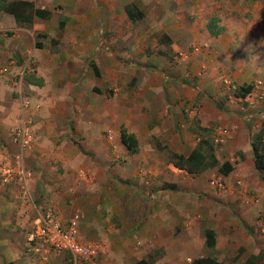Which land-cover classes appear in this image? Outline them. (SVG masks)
<instances>
[{
	"label": "rangeland",
	"instance_id": "374dc122",
	"mask_svg": "<svg viewBox=\"0 0 264 264\" xmlns=\"http://www.w3.org/2000/svg\"><path fill=\"white\" fill-rule=\"evenodd\" d=\"M32 1L36 6L49 9L50 18L35 20L30 27H19L7 20L0 22V55L4 60L0 63V77L14 71L12 78L18 89L13 95L18 114L11 117L14 125L9 129L14 150L13 145L12 148L0 145V149L7 148L6 153L0 151V161L6 158L11 163L10 158L20 155L25 169L42 172L43 181L69 183L72 182L69 175L74 173L80 177L74 181L76 185L83 182L100 188V176L109 168L121 167L126 154L148 156L153 158L152 166L146 165L147 162L145 166L152 173L146 176L141 173V178L136 177L133 183L149 188L141 189L139 202H145V206L153 200L155 195L145 194L147 190L155 193L171 188L174 193L170 196L174 201L179 199L187 209L186 217L192 220L186 219L191 223L185 235H190L195 245L200 247L206 228L216 229V246L207 247L204 243L201 251L200 247L195 256H189L190 261L183 255L174 260V264H197L195 260L204 257L218 259L221 264H244L250 255L257 256L256 264H263L264 170L253 169L248 178L243 177V183H235L232 190L215 185L224 159L244 160L241 151L234 150L233 154L230 150L233 137L228 139V129L232 131V118L241 127L240 142L246 146L253 131L251 120L242 117L247 114L244 110L248 102L235 95L240 83L236 84L232 77L233 66L223 62L215 64V60L210 59L213 33L208 28L210 24L225 27L220 43L227 42L231 35L226 33L227 29L233 32L235 26L259 23V17L251 15L250 3L254 8L261 0ZM129 3L140 8L141 19L128 18L125 5ZM62 18L65 25L59 29L58 21ZM36 42L41 46L37 47ZM259 62L258 59L257 64ZM256 76L264 80L263 62ZM35 85L44 87V93L40 94H55L61 108L57 119L50 115L44 117L43 124H51L56 134L52 133L50 138L40 136L39 145L34 144L35 138H39L33 130L37 121L30 112L27 116L23 114L31 106L27 96L34 98ZM6 90L1 89L3 94ZM23 122L29 128L30 140L21 148L15 130ZM121 127L135 136L137 152L131 153L123 145ZM220 129L226 130V134L222 142L215 143L214 133ZM202 139L213 147L215 166L189 174L171 164L172 152L188 155ZM26 153L36 156L35 160L27 163ZM120 180L122 183H118L130 186V180ZM176 183L181 185L180 190L175 187ZM117 184L113 185L114 189L119 187ZM108 186L112 185L102 183L101 189ZM75 192L70 190L53 196L55 203L63 204L69 211V217H61L63 223L81 219L79 209L88 202L85 204L88 208L83 210L87 223L109 221L119 228V210L101 209L106 207V201L100 192L95 191L91 197L84 194L76 197ZM26 195L30 199V195ZM94 202L92 209L90 205ZM240 204H244L242 210ZM43 206L54 208V203ZM143 211L146 209H141V213ZM171 214L175 219L181 218L176 210ZM186 220L180 221L181 228ZM84 229L87 233L86 227ZM83 239L82 242L96 243L100 237L98 233V239ZM96 245L95 258L75 264H99L100 246L98 242ZM255 248L256 254L252 253ZM46 264L74 263L70 254L61 253Z\"/></svg>",
	"mask_w": 264,
	"mask_h": 264
},
{
	"label": "crops",
	"instance_id": "0c3cea01",
	"mask_svg": "<svg viewBox=\"0 0 264 264\" xmlns=\"http://www.w3.org/2000/svg\"><path fill=\"white\" fill-rule=\"evenodd\" d=\"M250 4L251 9H253L251 15L259 17L258 24L241 25L240 28L235 26L233 32H229L227 29L226 33L231 34L229 40L220 43V36L224 33V30H226L225 27L221 25L219 26L221 27L220 33L210 34L212 42H209L212 51L210 59L212 61L215 60V64L223 62L227 66H233L232 77L236 84H252V89L242 98L243 101L248 102L244 110L247 114L242 117L246 120H251L253 131L252 139L247 146L240 142V138H242V129L235 119L232 118L234 120L232 131L228 129V139L233 137V140L232 138L230 139L233 143V147L231 144L230 150L233 154H235L234 150L237 152L241 151L244 160L239 161L237 157L235 158L237 160H235L236 162L232 160L234 157L232 159H224L222 162L225 160L228 161L232 166V170L227 175L221 173L220 177L216 179L223 184V189L226 188L229 190L233 189L235 183L242 184L244 180L243 177L247 179L255 170L251 143L257 132L260 129H264V80H260L256 76V72L262 65V62L264 65V0L258 2L254 8L252 7V3ZM251 15H249V17ZM11 18V15L0 11V22L7 20V22L15 24L14 20H12L13 18ZM224 50H226V52ZM223 57L225 58L222 59ZM258 59L260 60V64H257ZM2 61L4 60L1 54L0 63ZM8 73L9 72H6L2 78L0 77V145L6 144L8 148H12V137L9 129L14 125L13 121H11V117H14V114L15 116L18 114V104L16 98H13V95H15L18 89H16V82L12 78L14 71ZM29 86L33 87V84H29ZM34 87V98L31 100V98L27 96L31 102V106L25 109L23 114L27 116L28 112H30L32 119L37 121L33 130L34 134L36 131L39 138H35L34 144L39 145L40 136L45 135V137L50 138L53 133L52 127H50L51 124H43L44 117L50 115L57 119L56 117L58 113L61 112V108L57 105L59 100L55 98V94L50 95L48 92L47 94H40L42 92L44 93V87H38L37 85ZM3 88L7 89L6 94H3L1 91ZM56 97L58 98V95H56ZM236 97L239 100L241 98L239 96ZM255 123L256 125H254ZM244 131L248 132L247 129H244ZM54 134L56 133L52 135ZM4 149L7 150L6 147H4ZM4 149H0V151L4 153ZM246 155L248 156L246 157ZM3 156H5V154H3ZM0 157H2L1 152ZM25 157L26 162L29 163V161H34L36 156L31 155V153H26ZM13 159L14 158H10V161H13ZM151 160H153V158H148V156L126 154L125 160L122 161L123 167L109 168V170H106V172L100 176V188L96 185L87 186L88 184L83 182L80 185H76L74 181H78L80 177H77V174L74 173L69 175V179L70 176L72 177V182L58 181V183L52 184V179H48L49 182L43 181L41 179L43 173L34 172V170L29 171L31 176L28 179L27 185L30 199L26 197V194L22 193L21 187L20 189L18 188V186H20L18 181H11L5 185H0V264H46L49 260L58 256V254L66 253L55 252L37 241L28 242L27 233L32 230L42 211L47 208L52 209V214L57 220L62 224H66L63 223L65 221H63L62 218L65 219L64 216L69 217V211L63 204L55 203L56 199L53 198V196H58L59 192L64 195V193L70 190L76 191V197L80 194L91 197L95 191H98L103 195L106 201L105 206L107 208L103 207L101 209L105 208L107 210L109 208H116L120 212V215H118L120 225L119 228H115L109 221L99 224L87 223V219L83 218L85 215V211L83 210L88 208L86 206L88 202H84L80 207L81 209H79L82 210V218L77 221L79 239L81 241H85L83 239L85 237L98 239L99 233L100 239L96 241L100 246L99 264H137L139 260L145 259V257L151 258L155 255L157 256L156 258H151L152 264H174V260H177L183 255L190 261L189 256H195L200 247V251L202 250L204 240H200V247H198L195 245L194 240L190 238V235H185L192 220L190 217H186L188 216L187 209L179 203V199H175L174 201L173 197L170 196L174 193V190L166 188L157 190L155 193L154 191L150 192L147 190L145 194H153L155 196L153 200H149L145 206V202H139L137 199L141 198L139 195L141 189L149 188H147V186L140 188L139 186L133 185L134 180L137 179L136 177L141 178V173L143 176H146L147 173H152L150 168L145 166L146 162V165L152 166ZM35 164L37 163L35 162L32 165L34 166ZM75 172L78 173L77 171ZM107 173H111V175ZM112 175L115 177L112 178ZM109 178L111 180H108ZM120 179L130 180V186L118 183H122L123 180ZM113 181L116 182L115 184L118 183L117 185L120 184L116 189H114L113 185L115 184ZM71 183L73 185L72 187L70 185ZM102 183H105V186L107 184L112 186L101 189ZM128 187H131V190L128 189ZM175 187L180 190L181 185L178 184V186ZM239 187L242 188V186ZM52 191L54 192L52 193ZM176 192L177 191H175V193ZM47 203H54V208L50 206L44 207L43 205ZM57 204H59V206L55 207ZM95 205L96 202L93 204L91 203L90 206L94 209ZM243 205L240 204V207L242 206L240 208L241 210L244 207ZM55 208L57 210H55ZM141 209H146L145 212H142V219ZM173 210L178 211L181 218L175 219L171 214ZM86 212L88 217V211ZM182 217L185 218V220H191L190 222L186 220L183 228H181L179 224L180 221L183 220ZM259 225L262 226L261 221H259ZM97 226L101 228L97 230ZM84 227H86L87 233H85ZM212 230L216 232L215 228ZM262 230L264 231L263 228ZM182 244L183 247H181ZM157 249L161 251L156 253L155 250ZM151 253L152 255H150ZM252 253L256 254L257 248L252 250ZM216 260L219 261L218 259ZM195 261L197 264H202L198 262V259Z\"/></svg>",
	"mask_w": 264,
	"mask_h": 264
},
{
	"label": "trees",
	"instance_id": "16d2710c",
	"mask_svg": "<svg viewBox=\"0 0 264 264\" xmlns=\"http://www.w3.org/2000/svg\"><path fill=\"white\" fill-rule=\"evenodd\" d=\"M0 11L11 15L15 24L19 27H30L35 22V20H47L51 15V11L49 9L36 6L32 0H0ZM125 12L128 18L132 21L139 20L143 17L142 11L134 3L125 5ZM64 25L65 19L62 18L58 21L59 29H62ZM208 28L212 30L213 34H218L221 31V27H215L212 24L208 25ZM163 37L167 39V36ZM36 46L40 47L41 44L36 42ZM251 89L252 84L248 83L240 85L235 92V95L244 98ZM108 93L110 94L111 92L108 91ZM263 136L264 129H260L251 143L253 163L255 168L259 171L264 170ZM120 138L127 150H129L131 153L138 151V141L136 140L135 136L131 133H128L124 127L120 128ZM171 158L173 166L185 170L189 174L200 173L206 168L213 167L217 164L213 147L205 139H202L201 142L195 148H193L188 155L172 152ZM219 169L222 174L227 175L232 170V166L228 161L225 160L219 166ZM215 242V232L211 228H206L204 230L205 245L207 247H213ZM256 257L257 256L255 255H250L244 264H256ZM198 262L202 264H221V262L212 257L199 258ZM137 264H152V260L141 259L137 262Z\"/></svg>",
	"mask_w": 264,
	"mask_h": 264
},
{
	"label": "built area",
	"instance_id": "2783aa9c",
	"mask_svg": "<svg viewBox=\"0 0 264 264\" xmlns=\"http://www.w3.org/2000/svg\"><path fill=\"white\" fill-rule=\"evenodd\" d=\"M225 134L226 130H217L214 133V142H222ZM15 136L21 148L28 145L30 134L26 123L19 124L15 130ZM3 159L4 162L0 161V185L18 181L22 193L27 194L31 173L25 169L22 156L16 155L11 163H8L6 158ZM215 185L218 188L223 187L219 180H216ZM52 213L50 208L42 211L32 230L27 233L28 242L37 241L55 252H66L71 255L74 264L88 262L95 258L98 254V246L96 243L82 242L79 239L77 220L71 219L66 224H62Z\"/></svg>",
	"mask_w": 264,
	"mask_h": 264
}]
</instances>
